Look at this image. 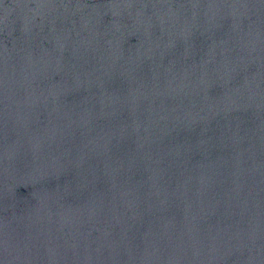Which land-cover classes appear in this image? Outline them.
Segmentation results:
<instances>
[{
    "label": "water",
    "instance_id": "95a60500",
    "mask_svg": "<svg viewBox=\"0 0 264 264\" xmlns=\"http://www.w3.org/2000/svg\"><path fill=\"white\" fill-rule=\"evenodd\" d=\"M0 264H264V0H0Z\"/></svg>",
    "mask_w": 264,
    "mask_h": 264
}]
</instances>
